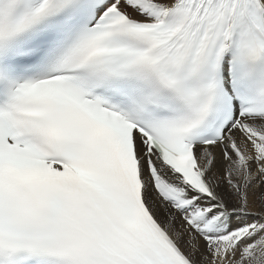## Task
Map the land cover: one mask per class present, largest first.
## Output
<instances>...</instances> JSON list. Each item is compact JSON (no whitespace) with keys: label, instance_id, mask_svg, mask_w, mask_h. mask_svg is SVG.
Here are the masks:
<instances>
[{"label":"snow or ice","instance_id":"snow-or-ice-1","mask_svg":"<svg viewBox=\"0 0 264 264\" xmlns=\"http://www.w3.org/2000/svg\"><path fill=\"white\" fill-rule=\"evenodd\" d=\"M0 264H264V0H0Z\"/></svg>","mask_w":264,"mask_h":264}]
</instances>
